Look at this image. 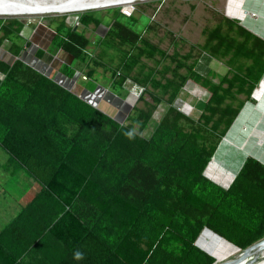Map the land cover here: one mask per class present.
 Instances as JSON below:
<instances>
[{
	"label": "trees",
	"instance_id": "trees-1",
	"mask_svg": "<svg viewBox=\"0 0 264 264\" xmlns=\"http://www.w3.org/2000/svg\"><path fill=\"white\" fill-rule=\"evenodd\" d=\"M115 12L100 45L128 50L110 68L111 79L121 86L128 77L151 99L140 93L144 107L134 106L127 122L19 59L0 61V146L8 166L25 167L41 183L0 230V264H213L197 244L204 229L240 249L264 237V164L223 138L244 102L254 101L251 93L264 74V39L222 16L200 46L227 67L214 82L196 70V58L187 62L189 52H174V66L158 69L166 53L134 28L136 19L125 24ZM78 17L83 25L101 24L94 14ZM59 23L55 44L84 62L88 39L73 25L60 37L64 19ZM23 24L0 20V44L19 38ZM12 46L18 54L21 45ZM143 58L155 61L148 72ZM66 68L71 76L74 69ZM188 80L208 98L187 115L174 102ZM162 102L167 109L153 115L151 123L159 122L144 137ZM76 249L83 260L73 259Z\"/></svg>",
	"mask_w": 264,
	"mask_h": 264
},
{
	"label": "rangeland",
	"instance_id": "rangeland-1",
	"mask_svg": "<svg viewBox=\"0 0 264 264\" xmlns=\"http://www.w3.org/2000/svg\"><path fill=\"white\" fill-rule=\"evenodd\" d=\"M225 2L226 0H138L133 4L104 8H92L83 11H73L68 13H45L40 15L11 16L0 15V20H5L7 23H9L11 19L16 18L24 21L25 19L28 20L35 17H43L48 21L52 19H58L59 21H61L62 18L72 15V13L74 15L84 13L89 15L94 14L96 17L101 19L104 24H107L113 21L114 15L116 13L115 10L119 9L124 16L120 17L121 22H124L126 24L129 23L132 18L136 19L137 23L135 24L134 28L142 36L147 37V39H149L151 43L156 44L158 48L166 53V57L161 59V62L157 66L158 69L161 68L162 65H170V67L174 66V62L171 61V55L174 52H177L179 55H183L186 52H189L190 57L187 59V62L189 63L194 58H196V70L203 76L210 78L212 81L218 82L220 80V74H223L226 71L227 67L222 61L212 59L207 53L201 50L200 46L206 40V31L215 26L222 16L227 17L224 10ZM78 16L79 15H77L75 18L77 21L73 20L71 23L70 20L66 21L67 23H65L68 25H73V27L78 25H80L81 27L82 23L79 21ZM230 19L237 20L235 18ZM91 32L92 30L90 31V33ZM91 36L94 37L93 33H91ZM115 45L106 47V45L104 44L100 45L99 47L100 53L104 54V58L102 56L103 59H101L108 69L114 68L120 62V58L123 55V52L128 50V47L125 45H117L119 47ZM102 49H104V51ZM154 57L156 59H159V55L157 53ZM142 62L145 63L143 70L145 72H148L149 67H152L155 61L152 59L143 58V61H141V63ZM139 65L141 64L138 63L134 66L132 74L138 72V69L140 67ZM184 70L185 68L180 69L181 72H183ZM166 76L170 77L171 71H168L166 73ZM155 77L160 79L159 74H155ZM127 79L132 81L128 77ZM133 83L136 84L135 82ZM147 87L149 89L151 88L150 85H148ZM137 88L139 90H142V92L140 91L139 94L143 93V87L139 86ZM139 94L137 96H139ZM137 96L133 97V99L136 98L135 100H132L131 104H133V107H144V101L151 102V99L148 96L147 92L143 93L144 101L138 100ZM240 97L243 98V96ZM207 98L208 93L204 88L188 80L181 89L179 96L175 99L174 105L178 108V110L187 115L196 114V112L201 109L203 102H205ZM246 102H244L243 106L246 104ZM253 102H255V99ZM160 106H164L167 109V104L162 102L157 106L155 112L159 111L158 108ZM152 118L153 117H151V120ZM151 120L148 123L149 126L147 127V132L153 131L156 124L159 122L155 121V123L152 124ZM142 135L144 137H147L145 132H142ZM207 169L208 167L204 171L206 176L208 175V173H206ZM215 171L217 172L219 170ZM23 175V173L19 174V178L14 179L10 178V176H6L3 179H0V187L7 190L15 198V202L10 199H4L5 202L10 205L11 209L14 211V214L21 207H23V205L32 200L34 194L41 187V183L39 180L36 179V181H32L27 176V174H25V176ZM228 185H226V187H228ZM220 186L224 187L223 185ZM3 206L4 201L3 199H0V208ZM5 215L7 219L0 221V229L4 227L13 216L8 212H6Z\"/></svg>",
	"mask_w": 264,
	"mask_h": 264
},
{
	"label": "crops",
	"instance_id": "crops-1",
	"mask_svg": "<svg viewBox=\"0 0 264 264\" xmlns=\"http://www.w3.org/2000/svg\"><path fill=\"white\" fill-rule=\"evenodd\" d=\"M77 15L80 14L74 15L72 13V15L62 18L61 20L64 19L65 22L71 20L70 22L72 23L73 20H76L75 18ZM3 22L6 21L3 20ZM22 22L24 24L19 32V38L11 37L9 39H4L0 44V61L12 64L14 60L19 59L24 64L50 78L66 90L79 96L94 108L111 117L115 121L121 124L126 122V118L133 107V104H131L132 100L136 99H133V97L136 96L124 84L121 86H116L118 84L114 85V80L111 79L110 75L111 71L110 69H107V66H105V63L102 61L104 54L100 53L99 47L100 40L107 30L106 23L105 25L101 20V24L99 25L89 23L88 25L81 24V27L80 25L73 27L76 32L82 33L85 38L88 39V43L84 48V54H86V57L83 58L84 62H82L79 59H74L69 53L64 52L57 44H55V28L60 24L58 19L48 21L43 17H35L28 20L25 19ZM66 23L61 28V31H59L60 37L65 36L67 33L70 24L68 25ZM242 25L244 24L242 23ZM244 26L249 28L246 25ZM249 29L256 32L251 28ZM91 30L94 37L91 36ZM1 34L2 32L0 31V35ZM257 35L259 34L257 33ZM13 42L17 45H21V48L16 55L11 53ZM102 50L104 51V49ZM92 60H95V62H92ZM66 67H68V69H74L71 76L65 72V69H67ZM91 67L94 69L93 72L87 74L86 71ZM3 76V73L0 71V78ZM258 86L259 85H257V87ZM163 109L164 106L158 108L159 111H163ZM159 111H154L155 113L152 114V117L154 114H158ZM142 132H145L147 137L152 133V131L147 132V127ZM8 162L9 154L0 146V179H3L6 176H10L12 179L19 178V174L23 173V176L27 174L32 181H36V179L27 172L25 167L16 164L8 166ZM0 193H2L0 194V199H3L4 201V206L0 208V221H3L7 219L5 215L6 212L11 213L12 215L14 214V211L4 199H10L15 202V198L2 187H0ZM20 209L18 211H20ZM18 211L10 218V220L16 216Z\"/></svg>",
	"mask_w": 264,
	"mask_h": 264
},
{
	"label": "bare ground",
	"instance_id": "bare-ground-1",
	"mask_svg": "<svg viewBox=\"0 0 264 264\" xmlns=\"http://www.w3.org/2000/svg\"><path fill=\"white\" fill-rule=\"evenodd\" d=\"M135 1L138 0H0V15L68 13L87 10L90 9L89 7L122 6L133 4ZM224 10L227 16L240 20L264 37V0H226ZM253 98L256 101L254 103L248 101L244 105L223 138L243 152L264 162V77L255 89ZM197 244L207 253L215 256L217 263L240 253L237 247L209 229H204L200 233ZM253 254L260 256L254 264H264V248L259 251L253 250L251 255ZM248 258L249 256L242 258L237 264H244Z\"/></svg>",
	"mask_w": 264,
	"mask_h": 264
},
{
	"label": "water",
	"instance_id": "water-1",
	"mask_svg": "<svg viewBox=\"0 0 264 264\" xmlns=\"http://www.w3.org/2000/svg\"><path fill=\"white\" fill-rule=\"evenodd\" d=\"M90 9H92L91 7H89ZM227 16V15H226ZM228 18H230L229 16H227ZM238 23L240 24V25H242V23L240 22V21H238ZM243 27H245L244 25H242ZM245 28H247V27H245ZM249 31H251V32H253L252 30H250L249 28H247ZM254 34H256L255 32H253ZM257 35V34H256ZM259 36V35H258ZM261 37V36H260ZM261 38H263V37H261ZM264 39V38H263ZM263 76H264V74H263ZM263 76H262V78H263ZM261 78V79H262ZM261 79H260V81H261ZM260 81H259V83H260ZM259 83H258V85H259ZM256 88H254L253 89V91H252V93H251V97L253 98V92H254V90H255ZM248 102V101H247ZM246 102V103H247ZM237 117V116H236ZM236 119V118H235ZM234 119V120H235ZM234 122V121H233ZM233 122H232V124H233ZM232 124L230 125V127L232 126ZM230 127H229V129H230ZM228 129V130H229ZM228 130L226 131V133L228 132ZM225 133V134H226ZM224 137V136H223ZM221 142V141H220ZM214 156V155H213ZM212 156V157H213ZM249 156H251V157H253V158H255V159H257V160H259L258 158H256L255 156H252V155H249ZM261 163H263L264 164V162L263 161H261V160H259ZM238 248V247H237ZM262 248H264V237H262V238H260V239H258V240H256V241H254L253 243H251L250 245H248V246H246L245 248H243V249H240V248H238L239 250H240V253L237 255V256H233V257H231V258H229V259H226V260H224V261H220V262H218L217 263V259L215 258V262L213 263V264H237L242 258H244V257H247V256H249V258H248V260L244 263V264H254V263H256L257 262V260L260 258V256L258 255V254H253V255H251V252L253 251V250H256L257 249V251H259L260 249H262ZM256 253H258V252H256ZM211 255V254H210ZM212 256V255H211Z\"/></svg>",
	"mask_w": 264,
	"mask_h": 264
},
{
	"label": "built area",
	"instance_id": "built-area-1",
	"mask_svg": "<svg viewBox=\"0 0 264 264\" xmlns=\"http://www.w3.org/2000/svg\"><path fill=\"white\" fill-rule=\"evenodd\" d=\"M77 21V20H76ZM117 74H119V72H117ZM124 83V85L126 86V87H128V89L134 94V95H138L139 94V92L141 91L142 92V90H139L137 87H139V86H137L136 84H134L132 81H130L129 79H125V81L123 82ZM137 86V87H136Z\"/></svg>",
	"mask_w": 264,
	"mask_h": 264
},
{
	"label": "clouds",
	"instance_id": "clouds-1",
	"mask_svg": "<svg viewBox=\"0 0 264 264\" xmlns=\"http://www.w3.org/2000/svg\"><path fill=\"white\" fill-rule=\"evenodd\" d=\"M85 253L80 251L79 249L74 250L73 252V259L75 260H83Z\"/></svg>",
	"mask_w": 264,
	"mask_h": 264
}]
</instances>
